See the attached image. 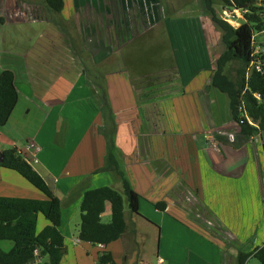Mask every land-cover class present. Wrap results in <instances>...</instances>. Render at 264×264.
I'll use <instances>...</instances> for the list:
<instances>
[{
    "label": "crops",
    "instance_id": "0c3cea01",
    "mask_svg": "<svg viewBox=\"0 0 264 264\" xmlns=\"http://www.w3.org/2000/svg\"><path fill=\"white\" fill-rule=\"evenodd\" d=\"M105 59L103 55L102 60ZM200 69H196L198 75L192 81L183 79L170 86L174 90L171 92L173 112L164 98L158 101L157 96L149 95L140 100L145 87H135L121 68L94 73L70 64L49 83L45 68L28 66L23 73L27 84L22 89L15 74L19 102L2 129L0 152L17 149L61 199V231L65 236L61 264H80L81 259L85 264H97L102 252H111L116 264L118 257L126 264L128 255L135 250L142 256L139 249L143 250V245L137 242L136 233H130L129 213H126V234L108 246L81 242L79 234L69 236L67 232L69 217L79 211L86 190L109 185L119 190L122 187L115 173L95 174L105 167L108 153L99 102L102 95L111 104L117 125L115 155L133 189L141 196L140 214L142 203L146 202L160 213L175 215L171 216L173 224L176 222L181 228L188 224L197 229L193 231L197 235L194 234L195 239H200L196 261L202 264H237V255L245 252L244 245L250 243L253 248L264 245L263 136H242L235 123L231 126V119L224 121L223 98L212 88L211 78L201 79ZM84 76L87 78L83 79ZM78 99L91 109L84 118L74 115L78 112L73 110ZM71 106V117L65 116ZM213 106L217 117L212 115ZM177 108L181 118L175 113ZM32 112L34 124L28 131L24 121ZM186 192L190 193L187 199L190 196L193 199L183 208L178 197L183 194L185 199ZM0 197L48 199L21 175L4 168H0ZM229 199L234 207L241 205L234 224L227 222L223 210ZM193 201H197L199 214L186 210L196 208ZM160 202L166 203V211L156 208ZM197 215L199 219L195 218ZM49 224L39 216L37 232L42 231L39 225L44 229ZM241 231H247L245 239L241 238ZM7 242L10 241H0V245L9 252L13 243L7 251L4 246ZM186 257L180 264H188ZM166 260L176 264L169 257ZM49 261L45 256L32 264ZM138 261L146 264L143 257ZM164 261L162 258V264Z\"/></svg>",
    "mask_w": 264,
    "mask_h": 264
},
{
    "label": "rangeland",
    "instance_id": "374dc122",
    "mask_svg": "<svg viewBox=\"0 0 264 264\" xmlns=\"http://www.w3.org/2000/svg\"><path fill=\"white\" fill-rule=\"evenodd\" d=\"M210 2L211 11L206 0H65L64 11L55 13L47 6L46 0H0V70L13 71L22 89L27 84L23 73L28 66L45 68L49 83L54 82L58 73L70 64L93 70L94 73L121 68L128 79L133 80L135 87H145L140 100L147 99L149 95L150 98L157 96L158 101L164 98L173 112V89L170 86L183 79L192 81L198 75L196 69L199 67L201 79L208 81L213 75L216 59L224 50L222 33L213 22L212 11L235 28L243 23L244 14L226 6L224 0ZM258 6L264 7V0H259ZM256 42L258 46L264 44V33L256 35ZM103 55L106 56L105 60H102ZM239 66V63L232 62L226 67L230 78L236 77ZM181 74L186 76L182 78ZM151 80L155 86L150 87ZM218 94L223 98L221 107L224 121L231 119L233 127L235 122L231 117L229 100L226 95ZM79 100L74 103L73 110L78 111L74 115L84 118L91 109L87 103ZM70 105L73 106V103ZM72 106L68 107L70 109L66 110L65 116L68 114L71 117ZM215 111L213 106L212 115L217 117ZM177 112L178 108L175 113L181 118ZM34 115V112L27 114L24 121L28 131L34 124ZM21 142L24 144L25 140ZM262 144L264 146V134ZM108 182L111 180L108 179ZM122 189L117 190L123 192ZM187 195L190 193H185V199L183 194L176 196L183 208L192 203L193 198L188 197L189 201ZM193 205L196 208L187 207L186 210L199 214L197 201H193ZM226 205L223 207L227 213L226 220L234 224L241 205L234 207V202ZM125 207L126 213H129L130 233H136L137 242L143 245V250L139 249L142 256L135 250L128 255L126 264H139L138 260L142 257L146 264H162V258L165 260L163 264H169L167 257L180 264L186 256L189 258L188 264H202L196 261L200 239H195L193 231L197 229L187 223L186 228H181L176 222L173 224L171 216L175 215L160 213L146 202L142 203L141 217L131 213L127 204ZM106 213L103 222L109 223L111 207ZM40 217L45 220L44 216ZM199 217L197 215L195 218ZM80 224L79 209L69 217V236L79 234ZM39 230H43V226L39 225ZM241 232V238L245 239L247 231ZM4 246L8 251L12 242ZM251 248L253 245L250 243L244 245L247 253L253 251ZM79 262L85 264L83 259ZM123 262L124 259L118 257V264ZM246 264L261 263L251 256Z\"/></svg>",
    "mask_w": 264,
    "mask_h": 264
},
{
    "label": "trees",
    "instance_id": "16d2710c",
    "mask_svg": "<svg viewBox=\"0 0 264 264\" xmlns=\"http://www.w3.org/2000/svg\"><path fill=\"white\" fill-rule=\"evenodd\" d=\"M224 3L246 12L242 25L235 28L212 11L213 22L222 33L224 50L215 61L211 86L227 96L232 120L242 136H263L264 72L248 70L257 59L256 35L264 33V7L258 6L259 0H224ZM46 4L55 13H61L65 9V0H46ZM206 5L211 11L210 0H206ZM232 62L240 65L235 78H230L226 73V67ZM150 84V87L156 85L153 80ZM18 102L15 73L4 70L0 73V137ZM99 102L106 126L108 153L105 167L95 174L115 173L121 179L123 192L112 186H103L90 188L83 193L79 205L81 224L78 239L93 246H108L121 239L128 230L126 204L131 213L140 216L141 196L133 189L115 155L117 125L111 105L104 95L100 96ZM1 153L4 161L0 163V168L18 173L48 199L0 197V241H10L14 245L9 252L0 248V264H32L45 256L50 259L48 264H61L65 250V236L61 231V199L17 149L11 148ZM107 206L111 207V221L104 223ZM155 206L166 211L165 202ZM39 216H44L50 223L40 233L37 232ZM251 256L264 264V245L255 247L251 253L239 252L237 264H246ZM97 264H116V261L111 252H102Z\"/></svg>",
    "mask_w": 264,
    "mask_h": 264
},
{
    "label": "built area",
    "instance_id": "2783aa9c",
    "mask_svg": "<svg viewBox=\"0 0 264 264\" xmlns=\"http://www.w3.org/2000/svg\"><path fill=\"white\" fill-rule=\"evenodd\" d=\"M234 10H238L241 11L243 14L246 12L244 9H238V8H233ZM263 56H264V44L261 46H258V44H256V61L254 63L251 64L250 68H249V72H251L253 69H256L258 72H264V60H263ZM102 246V245H100ZM37 253V251H36Z\"/></svg>",
    "mask_w": 264,
    "mask_h": 264
},
{
    "label": "water",
    "instance_id": "95a60500",
    "mask_svg": "<svg viewBox=\"0 0 264 264\" xmlns=\"http://www.w3.org/2000/svg\"><path fill=\"white\" fill-rule=\"evenodd\" d=\"M4 161V156L3 154L0 152V163H2Z\"/></svg>",
    "mask_w": 264,
    "mask_h": 264
}]
</instances>
